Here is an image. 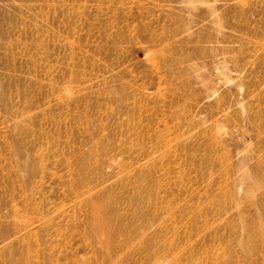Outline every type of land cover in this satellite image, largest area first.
Segmentation results:
<instances>
[{"label":"rangeland","instance_id":"rangeland-1","mask_svg":"<svg viewBox=\"0 0 264 264\" xmlns=\"http://www.w3.org/2000/svg\"><path fill=\"white\" fill-rule=\"evenodd\" d=\"M0 264H264V0H0Z\"/></svg>","mask_w":264,"mask_h":264}]
</instances>
